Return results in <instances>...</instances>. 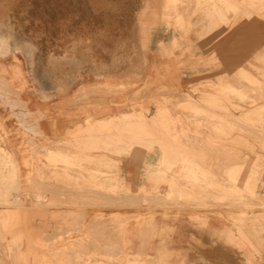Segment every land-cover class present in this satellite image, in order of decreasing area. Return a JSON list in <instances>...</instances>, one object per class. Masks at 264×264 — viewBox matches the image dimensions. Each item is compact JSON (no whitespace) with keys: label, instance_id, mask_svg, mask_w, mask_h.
Instances as JSON below:
<instances>
[{"label":"rangeland","instance_id":"rangeland-1","mask_svg":"<svg viewBox=\"0 0 264 264\" xmlns=\"http://www.w3.org/2000/svg\"><path fill=\"white\" fill-rule=\"evenodd\" d=\"M210 1L0 0V87L13 93L3 78L11 82L18 73L8 76L3 64L14 61L28 84L37 78L61 92L90 81L97 100L123 98L122 109L137 114H122L106 128L107 162L98 176L108 193H120L111 159L135 148L139 161L156 152L152 168L160 178L139 191L140 204H128L140 210L59 215L69 229L43 241L24 230L26 238L21 232L0 246V264H264V52L250 71L198 82V64L214 61L199 51L198 37L228 26V13L264 17V0H213L217 7ZM201 13L205 21H198ZM153 59L189 67L180 71L186 85L154 86L147 70ZM232 79L239 84L227 85ZM152 192L159 203L147 199Z\"/></svg>","mask_w":264,"mask_h":264},{"label":"crops","instance_id":"crops-1","mask_svg":"<svg viewBox=\"0 0 264 264\" xmlns=\"http://www.w3.org/2000/svg\"><path fill=\"white\" fill-rule=\"evenodd\" d=\"M208 4L218 6L213 0ZM213 10L217 12L215 8ZM198 15V21L206 20L204 13ZM262 16L244 14L236 18L228 13V26L218 25L198 37L199 51L214 59L210 65L205 61L198 64V82L213 83L218 76L251 70L252 59L264 52ZM215 20L219 18L213 17L212 21ZM20 64L14 61L3 64L8 76L12 77L15 71L18 73L11 82L3 78L13 93L8 94L4 87H0V239L5 240L0 241V246L8 245L12 239H20L24 230L27 234L34 230L40 235L37 239L43 241L48 240L55 229H69L59 225V215H73L71 217L75 219L79 213L129 214L140 210H134L128 204H140L142 195L139 191L150 189L160 179L156 178L152 168L158 162L154 161L156 152L144 154V161H139L142 154L131 148L118 161L111 159L116 162L117 184L121 188L116 196L107 192L106 178L98 176L107 162L106 128L115 124L114 118L137 114V111L122 109L123 98L118 101L117 97L114 101L107 97L97 100L98 94H92L96 89L90 81L61 92L49 89L46 84L41 85L37 78L28 84ZM179 64L158 59L150 61L147 70L154 86L182 89L187 78L180 71L189 67ZM237 84L233 79L227 83L231 86ZM236 114L234 112L232 116ZM101 146L102 150H91ZM115 147L118 146L110 144L109 149ZM85 158L92 161H67ZM51 163L59 167L47 166ZM71 164L74 167H70ZM13 193H19L20 197L13 196ZM4 194L8 197L4 198ZM146 197L151 203L158 202L153 192ZM20 199L25 201L23 207L9 205L10 202L21 204ZM28 202H35L42 209L32 211ZM42 214L52 215L53 219ZM34 243L38 245L37 241Z\"/></svg>","mask_w":264,"mask_h":264},{"label":"bare ground","instance_id":"bare-ground-1","mask_svg":"<svg viewBox=\"0 0 264 264\" xmlns=\"http://www.w3.org/2000/svg\"><path fill=\"white\" fill-rule=\"evenodd\" d=\"M259 100H260V99H259ZM200 111H201V110H200ZM256 111H257V110H256ZM218 114H219V113H218ZM201 115H202V114H201ZM232 117H233V116H232ZM138 118H139V117H138ZM158 118H159V117H158ZM202 119H203V118H202ZM207 119H208V118H207ZM218 119H219V118H218ZM256 119H257V118H256ZM160 120L162 121V119H159V121H160ZM218 121H219V120H218ZM143 122H144V121H143ZM214 122H215V121H214ZM141 123H142V121H141ZM209 123H210V121H209ZM191 124H192V123H191ZM207 124H208V123H207ZM214 124H215V123H214ZM210 125H211V124H210ZM217 126H218V125H217ZM217 126H216V127H217ZM139 127H140V126H139ZM210 127H211V126H210ZM207 129H208V128H207ZM214 129H215V128H214ZM212 133H213V132H212ZM147 134H148V133H147ZM204 136H205V135H204ZM206 136H207V135H206ZM207 138H208V137H207ZM178 139H179V138H178ZM201 139H202V138H201ZM194 140H195V139H194ZM211 140L213 141V139H211ZM211 140H210V141H211ZM214 140H216V139H214ZM185 141H186V140H185ZM189 141H190V140H189ZM217 141H218V140H217ZM217 141H216V142H217ZM146 142H147V141H146ZM187 142H188V141H187ZM191 142H192V141H191ZM188 143H189V142H188ZM206 144H207V143H206ZM219 144H220V143H219ZM236 144H237V143H236ZM236 144H235V146H236ZM190 145H191V144H190ZM221 145H222V144H221ZM221 145H220V146H221ZM223 145H224V143H223ZM223 145H222V146H223ZM183 146H184V145H183ZM205 146H206V145H205ZM228 147H229V146H228ZM209 148H210V147H209ZM236 148H237V147H236ZM247 148H248V146H247ZM259 148H260V147H259ZM234 149H235V148H234ZM236 150H237V149H236ZM236 150H235V151H236ZM239 150H240V147H239ZM253 150H254V149H253ZM222 151H223V150H222ZM204 152H205V150H204ZM213 152H214V151H213ZM232 152H234V151L231 150V154H232ZM253 152H254V151H253ZM253 152H252V153H253ZM193 153H194V152H193ZM207 153H208V152H207ZM220 154H221V153H220ZM238 154H239V153H238ZM208 155H209V153H208ZM208 157H209V156H208ZM218 158H219V157H218ZM235 158H236V157H235ZM238 158H239V155H238ZM182 159H183V158H182ZM258 159H259V158H258ZM240 160H241V159H240ZM249 187H250V186H249ZM160 198H161V197H160ZM162 198H163V197H162ZM152 200H153V199H152ZM95 201H96V200H95ZM98 202H99V201H98ZM101 202H102V201H101ZM83 203H84V202H83ZM152 203H153V202H152ZM158 203H159V202H158ZM36 204H37V203H36ZM101 205H102V204H101ZM119 237H120V236H119ZM73 241H74V240H73Z\"/></svg>","mask_w":264,"mask_h":264},{"label":"water","instance_id":"water-1","mask_svg":"<svg viewBox=\"0 0 264 264\" xmlns=\"http://www.w3.org/2000/svg\"><path fill=\"white\" fill-rule=\"evenodd\" d=\"M13 196L20 197L19 193H13Z\"/></svg>","mask_w":264,"mask_h":264}]
</instances>
